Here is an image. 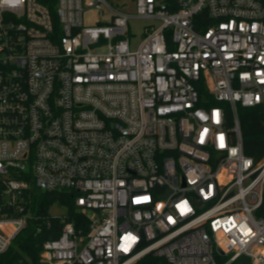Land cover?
<instances>
[{"label": "built area", "instance_id": "1", "mask_svg": "<svg viewBox=\"0 0 264 264\" xmlns=\"http://www.w3.org/2000/svg\"><path fill=\"white\" fill-rule=\"evenodd\" d=\"M131 19L158 24L136 49ZM240 108L264 110V0H0V254L31 192H64L88 232L65 222L40 264H264Z\"/></svg>", "mask_w": 264, "mask_h": 264}, {"label": "trees", "instance_id": "2", "mask_svg": "<svg viewBox=\"0 0 264 264\" xmlns=\"http://www.w3.org/2000/svg\"><path fill=\"white\" fill-rule=\"evenodd\" d=\"M47 5L54 14L56 0H39ZM55 18V16H54ZM205 92L202 90V96ZM228 113L229 125L233 121L228 104H220ZM242 138L245 155L259 161L264 157V110L261 108L239 109ZM56 204L68 206L69 214L54 217L50 208ZM26 212L31 218L26 228L13 240L9 249L0 254V264H40V254L46 241L58 239L63 231L65 222H73L76 229L88 232L87 218L78 212L75 207V195L69 193H39L31 192V197L26 205ZM218 264H225L229 258L216 256ZM137 264H168L164 259L149 255ZM232 264H251L246 257H241Z\"/></svg>", "mask_w": 264, "mask_h": 264}, {"label": "rangeland", "instance_id": "3", "mask_svg": "<svg viewBox=\"0 0 264 264\" xmlns=\"http://www.w3.org/2000/svg\"><path fill=\"white\" fill-rule=\"evenodd\" d=\"M112 5L115 4V0H108ZM130 14H135V6H131L129 9ZM106 21V18L101 16L100 11L95 8L86 10L84 12V23L87 27L103 25ZM130 38L132 39V49H136L140 42L143 40V34L146 28L149 26L156 25L157 23L146 21V20H137L131 19L130 21ZM50 214L54 217L67 216L69 214L68 206L65 204L59 205L56 204L50 208Z\"/></svg>", "mask_w": 264, "mask_h": 264}]
</instances>
